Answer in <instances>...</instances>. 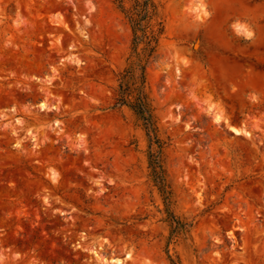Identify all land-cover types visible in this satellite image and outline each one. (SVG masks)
<instances>
[{
  "label": "rangeland",
  "instance_id": "374dc122",
  "mask_svg": "<svg viewBox=\"0 0 264 264\" xmlns=\"http://www.w3.org/2000/svg\"><path fill=\"white\" fill-rule=\"evenodd\" d=\"M159 2L164 194L117 2L0 0V264H264V0Z\"/></svg>",
  "mask_w": 264,
  "mask_h": 264
},
{
  "label": "trees",
  "instance_id": "16d2710c",
  "mask_svg": "<svg viewBox=\"0 0 264 264\" xmlns=\"http://www.w3.org/2000/svg\"><path fill=\"white\" fill-rule=\"evenodd\" d=\"M131 30L130 53L125 66L116 72L113 107L126 106L133 111L148 136L149 173L161 192H166L162 148L157 133L154 108L147 84V68L155 57L165 21L159 0H115ZM165 197V201L167 196ZM168 203V202H166ZM169 217L171 213L168 212Z\"/></svg>",
  "mask_w": 264,
  "mask_h": 264
},
{
  "label": "bare ground",
  "instance_id": "6f19581e",
  "mask_svg": "<svg viewBox=\"0 0 264 264\" xmlns=\"http://www.w3.org/2000/svg\"><path fill=\"white\" fill-rule=\"evenodd\" d=\"M231 129L232 130H234V131H236V132H240L236 127H234V126H231Z\"/></svg>",
  "mask_w": 264,
  "mask_h": 264
}]
</instances>
